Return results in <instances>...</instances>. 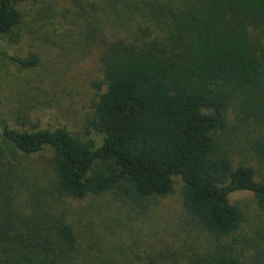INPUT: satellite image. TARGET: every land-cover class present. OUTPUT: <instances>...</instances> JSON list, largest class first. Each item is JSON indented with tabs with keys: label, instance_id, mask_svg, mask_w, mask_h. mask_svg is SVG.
<instances>
[{
	"label": "trees",
	"instance_id": "1",
	"mask_svg": "<svg viewBox=\"0 0 264 264\" xmlns=\"http://www.w3.org/2000/svg\"><path fill=\"white\" fill-rule=\"evenodd\" d=\"M28 1L0 0V43L24 27ZM145 1L126 0L122 11L133 15L126 30L103 39L104 80L94 84L89 123L100 145L63 127L29 131L0 122V264H66L80 254L65 215L45 211L49 198L56 209L58 199L109 197L144 214L173 193L176 176L185 215L213 239L176 264H264V253L235 252L246 219L230 200L250 192L264 212V173L235 165L219 145L236 102L242 123L264 125V44L250 41L264 26V0H171L153 13L139 7ZM100 33L90 26L88 37L95 42ZM3 59L39 66L36 56L0 51ZM255 146L264 164V137ZM31 157L43 158L39 175L19 169Z\"/></svg>",
	"mask_w": 264,
	"mask_h": 264
},
{
	"label": "rangeland",
	"instance_id": "2",
	"mask_svg": "<svg viewBox=\"0 0 264 264\" xmlns=\"http://www.w3.org/2000/svg\"><path fill=\"white\" fill-rule=\"evenodd\" d=\"M147 1L139 7L151 13L171 2ZM124 2L29 0L23 8L26 24L17 31L20 34L14 31L2 39L0 51L8 56H36L39 66L24 69L8 59L0 62V122L29 131L63 127L100 145L102 136L89 128L99 95L94 84L104 80L103 39L125 31V19L130 23L133 17L129 10L122 11ZM90 26L101 30L95 42L88 37ZM250 41L254 46L264 44V26L252 30ZM244 117L243 105L236 102L227 113L229 128L220 134L219 145L235 165L250 164L264 173L255 146L264 137V125L242 123ZM42 159H25L19 169L32 168L39 175L38 165L46 169ZM49 179L48 174L41 180ZM174 181L173 193L144 214L112 205L109 197L69 200L66 205L58 199L56 209L49 198L45 211L65 215L78 235L80 254L66 264H176L186 252L212 247L213 239L197 233L182 209L181 178L176 176ZM230 200L240 206L246 219L236 235L240 242L235 252L254 259L264 253V212L250 192L234 193Z\"/></svg>",
	"mask_w": 264,
	"mask_h": 264
}]
</instances>
